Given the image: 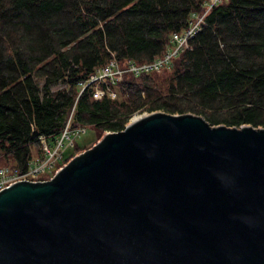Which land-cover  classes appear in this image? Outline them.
I'll return each instance as SVG.
<instances>
[{
    "label": "water",
    "instance_id": "95a60500",
    "mask_svg": "<svg viewBox=\"0 0 264 264\" xmlns=\"http://www.w3.org/2000/svg\"><path fill=\"white\" fill-rule=\"evenodd\" d=\"M0 264H264V127L130 119L0 191Z\"/></svg>",
    "mask_w": 264,
    "mask_h": 264
},
{
    "label": "trees",
    "instance_id": "16d2710c",
    "mask_svg": "<svg viewBox=\"0 0 264 264\" xmlns=\"http://www.w3.org/2000/svg\"><path fill=\"white\" fill-rule=\"evenodd\" d=\"M210 0H0V168L22 172L71 126L97 138L135 113L202 115L264 127V0H221L161 72H125L85 87L116 59L152 62ZM98 88L105 94L98 98ZM116 94L112 97L110 92ZM96 138V139H97ZM78 142L68 162L87 149ZM62 164V163H60Z\"/></svg>",
    "mask_w": 264,
    "mask_h": 264
},
{
    "label": "built area",
    "instance_id": "2783aa9c",
    "mask_svg": "<svg viewBox=\"0 0 264 264\" xmlns=\"http://www.w3.org/2000/svg\"><path fill=\"white\" fill-rule=\"evenodd\" d=\"M221 0H213L210 2V6L217 4ZM205 14H193V21L190 26L181 32H176L172 35L171 44L167 51L161 57H158L152 62L138 64L135 61H130L124 68L119 66L116 59H112L106 66L97 70L92 74L89 81L85 85H89L93 82H101L107 79L117 80V77L122 76L125 72H134L141 74L142 72H160L164 69L170 68L172 62L176 56L179 55L185 47L188 46V42L200 29L201 23L204 20ZM105 94V90L98 88L95 92V96L101 98ZM112 97H115L114 92H110ZM86 132V126L72 127L71 117L68 120L66 127L64 128L61 136L53 144L47 143L45 136H40L45 150V157H37L30 162V165L25 171H18L11 166H3L0 168V191L14 182L22 180L30 181H45L52 178L55 173L61 169L67 162H63L65 158V152L67 149L74 147L75 139ZM107 133V132H106ZM62 163V164H60Z\"/></svg>",
    "mask_w": 264,
    "mask_h": 264
},
{
    "label": "rangeland",
    "instance_id": "374dc122",
    "mask_svg": "<svg viewBox=\"0 0 264 264\" xmlns=\"http://www.w3.org/2000/svg\"><path fill=\"white\" fill-rule=\"evenodd\" d=\"M213 0H210V2H212ZM211 6L209 5L208 7H207V10H206V12H204V13H200L201 15H203V14H207L210 10H211ZM205 17V16H204ZM161 72V71H160ZM145 113H148L147 111H145V112H143V113H135L133 116H132V118H134V117H138V116H140V115H143V114H145ZM131 118V119H132ZM108 133V132H107ZM98 134H99V130H98V128H96L95 126H91V125H89V126H87L86 127V132L85 133H82L81 135H79L76 139H75V142H78L79 144H81V145H86V147H88V148H90V147H92L95 143H97L98 142V140L99 139H101V138H97V136H98ZM106 134V133H105ZM97 138V139H96ZM71 150V148L70 149H67L66 150V154L69 152ZM86 149H84V150H82L81 152H83V151H85ZM80 152V153H81ZM4 166V165H3ZM2 167V166H1Z\"/></svg>",
    "mask_w": 264,
    "mask_h": 264
},
{
    "label": "bare ground",
    "instance_id": "6f19581e",
    "mask_svg": "<svg viewBox=\"0 0 264 264\" xmlns=\"http://www.w3.org/2000/svg\"><path fill=\"white\" fill-rule=\"evenodd\" d=\"M139 117V116H138ZM138 117H134L133 120L137 119Z\"/></svg>",
    "mask_w": 264,
    "mask_h": 264
}]
</instances>
